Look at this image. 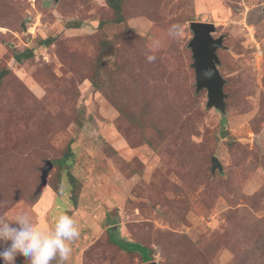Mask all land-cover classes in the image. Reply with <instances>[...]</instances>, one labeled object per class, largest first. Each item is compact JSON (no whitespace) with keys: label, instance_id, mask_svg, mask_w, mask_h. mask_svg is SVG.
Instances as JSON below:
<instances>
[{"label":"rangeland","instance_id":"374dc122","mask_svg":"<svg viewBox=\"0 0 264 264\" xmlns=\"http://www.w3.org/2000/svg\"><path fill=\"white\" fill-rule=\"evenodd\" d=\"M263 5L123 0L113 23L105 0H0V218L68 210L81 233L68 264H264ZM190 21L224 36L225 115L196 92Z\"/></svg>","mask_w":264,"mask_h":264},{"label":"clouds","instance_id":"9594fccd","mask_svg":"<svg viewBox=\"0 0 264 264\" xmlns=\"http://www.w3.org/2000/svg\"><path fill=\"white\" fill-rule=\"evenodd\" d=\"M183 25L172 23L166 29L167 37H181ZM160 38L151 37L146 49V60L153 63L162 48ZM205 76L212 75L206 70ZM77 219L66 213L56 215L51 225L38 223L29 209L16 211L10 219L0 218V260L3 264H15L23 255L28 264H68L73 254L72 244L80 237ZM7 245V246H5Z\"/></svg>","mask_w":264,"mask_h":264},{"label":"water","instance_id":"95a60500","mask_svg":"<svg viewBox=\"0 0 264 264\" xmlns=\"http://www.w3.org/2000/svg\"><path fill=\"white\" fill-rule=\"evenodd\" d=\"M56 1V0H55ZM264 8V5H263ZM189 28L192 32V37L188 42V47L191 51L192 63L191 67L195 76L196 92L201 89L206 90L207 106L215 108L225 115V93L223 92V85L225 79L218 70V56L216 51L224 48L223 35L216 38L212 36L216 27L212 22L190 21ZM206 70H211L210 77L205 76ZM52 168V162L47 161L45 166L41 169V182L39 188L42 189L47 182L48 171ZM222 170V165L216 156L211 158V170ZM143 264H157L156 261H148Z\"/></svg>","mask_w":264,"mask_h":264},{"label":"trees","instance_id":"16d2710c","mask_svg":"<svg viewBox=\"0 0 264 264\" xmlns=\"http://www.w3.org/2000/svg\"><path fill=\"white\" fill-rule=\"evenodd\" d=\"M107 6L112 10L113 12V17L111 18V22L113 23H121L124 21V17L122 14V2L123 0H105ZM79 26L78 23H75V27ZM53 38L52 37H47L44 38L42 40H40V44L41 45H48L52 42ZM32 56V51L30 49H26L20 52H15L13 54V59L18 62L21 63L24 59H28ZM8 69H2L0 70V84L4 78V76L8 73ZM71 142L72 140H70L66 146V149L64 151V157L66 159H72L74 156L73 150L71 148ZM68 181L71 185L72 188V194L70 196V200L71 203L73 205V207H75L77 205L76 203V199H75V195H74V190L77 188V184H76V179L73 177V175H71L70 173H68ZM69 211H66V214Z\"/></svg>","mask_w":264,"mask_h":264}]
</instances>
